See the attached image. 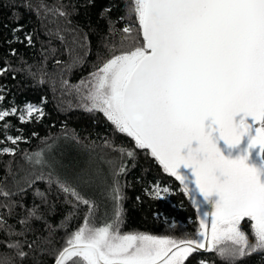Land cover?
<instances>
[{
	"label": "snow or ice",
	"instance_id": "6c2138e0",
	"mask_svg": "<svg viewBox=\"0 0 264 264\" xmlns=\"http://www.w3.org/2000/svg\"><path fill=\"white\" fill-rule=\"evenodd\" d=\"M128 6L134 22L119 30V40L105 45L103 62L79 84L66 79L61 84L75 91L85 112L103 114L114 132L131 138V148L104 141L117 154L120 166L114 175L126 174L125 157L134 161L136 150H144L183 186L199 227L194 236L181 239L121 232L124 195L115 182L112 217L97 225L95 201L76 184L53 172L33 171L25 178L28 188L36 181L55 185L71 205L74 211L64 217L65 224L75 211L86 210L83 222L55 252L53 264H186L201 252L227 264L252 255L264 258V0H128ZM41 12L45 19L71 23L63 0L52 7L41 2L37 15ZM21 31L14 28L8 43L26 41V47H33L32 34L20 40L16 33ZM63 31L53 33L61 42ZM110 34L117 33L110 28ZM9 55L18 54L11 49ZM19 63L13 68L5 57L0 77L11 72L15 79L17 71L36 77L25 61ZM80 63L81 57L75 56L63 71ZM6 91L0 85V104ZM44 115L32 104L0 108V164L6 173L0 180V236L6 237L0 239V264H24L30 254H44L35 240H27L33 222L47 223L40 206L26 209L19 220L21 231L5 219L17 207L12 197L26 191L22 186L18 192L9 190L7 178L19 183L11 165L18 144L27 142L22 134H9L13 125L7 118L26 124L38 123ZM23 158L41 168L46 163L42 150L25 152ZM161 191L169 189L154 184L145 194L163 199ZM35 196L47 204L46 193L36 191ZM244 221L250 234L242 228ZM196 264L208 262L198 259Z\"/></svg>",
	"mask_w": 264,
	"mask_h": 264
},
{
	"label": "trees",
	"instance_id": "16d2710c",
	"mask_svg": "<svg viewBox=\"0 0 264 264\" xmlns=\"http://www.w3.org/2000/svg\"><path fill=\"white\" fill-rule=\"evenodd\" d=\"M41 2L52 7L58 0H0V67L7 57L13 68H19V61L22 60L37 74L32 78L17 71L15 79L11 72L0 77V85L7 88L6 99L0 108H23L26 104H32L45 113L38 123L21 124L15 117L7 118L13 125L9 134H22L27 142L18 144V152L11 165L19 183H13L12 176L7 178L9 190L18 192V187L22 186L26 191L12 197L17 207L13 215L5 216V219L16 231H21L19 220L26 215V209L38 205L40 214L47 221L33 222L32 231L27 234V240H35L44 254H30L24 264H53L55 252L64 245L67 234L80 226L86 214V210L81 208L75 211L71 222L65 224L64 217L74 211L71 205L65 202L64 195L58 192L55 185L49 188L47 183L36 181L28 188L25 178L33 171L36 174L43 171L45 175L53 172L76 184L95 201L97 225L112 217L114 205L111 189L115 182L124 195L121 232L176 239L194 236L199 227V218L182 187L163 172L154 158L139 149L134 161L125 157L128 166L126 174L114 175L120 166L116 160L117 154L104 147V141L131 148V138L114 132L103 114L85 112L75 91L61 84L62 79L68 80L71 85L79 84L103 62L106 58L105 45L119 40V30L134 22L129 15L128 0H63L70 24L53 16L45 19L43 12L38 16L37 8ZM26 4H30L31 9ZM17 27H22V31L16 33L20 40L24 39L25 33L32 34L33 47H26V41L8 43L13 39V29ZM110 28L117 33L115 37L110 34ZM57 29L64 30L63 42L53 34ZM84 36H87V41L83 40ZM11 49L17 51L16 57L9 55ZM49 49H54V54ZM75 56L81 57V63L70 72L63 71ZM57 60L61 64L58 65ZM17 129H21V132H17ZM33 133L36 135L33 136ZM41 150L46 162L43 168L25 162V152ZM3 160L7 161L9 157L5 156ZM5 175L3 164H0V180ZM154 184H159L161 189H169L168 193L161 192L163 199H153L145 194V190L150 191ZM36 191L47 194V204L35 196ZM137 197L140 199L137 200ZM242 228L250 234L247 221L242 222ZM4 238L0 236V239ZM198 259L206 260L208 264H227L212 253L194 254L186 264H196ZM238 264H264V258L252 255L238 261Z\"/></svg>",
	"mask_w": 264,
	"mask_h": 264
},
{
	"label": "water",
	"instance_id": "95a60500",
	"mask_svg": "<svg viewBox=\"0 0 264 264\" xmlns=\"http://www.w3.org/2000/svg\"><path fill=\"white\" fill-rule=\"evenodd\" d=\"M172 179H173V180H174L179 186H181V187L183 188V186L180 185L179 181H176L174 177H172ZM193 187H194V186H193ZM195 209H196V208H195ZM201 253H203V252H201Z\"/></svg>",
	"mask_w": 264,
	"mask_h": 264
},
{
	"label": "rangeland",
	"instance_id": "374dc122",
	"mask_svg": "<svg viewBox=\"0 0 264 264\" xmlns=\"http://www.w3.org/2000/svg\"><path fill=\"white\" fill-rule=\"evenodd\" d=\"M161 192H162V191H161ZM161 192H160V194H162Z\"/></svg>",
	"mask_w": 264,
	"mask_h": 264
}]
</instances>
